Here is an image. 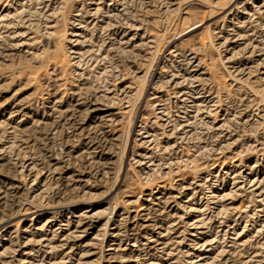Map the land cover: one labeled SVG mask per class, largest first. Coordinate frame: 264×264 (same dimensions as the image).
I'll return each mask as SVG.
<instances>
[{"label":"rangeland","instance_id":"rangeland-1","mask_svg":"<svg viewBox=\"0 0 264 264\" xmlns=\"http://www.w3.org/2000/svg\"><path fill=\"white\" fill-rule=\"evenodd\" d=\"M0 264H264V0H0Z\"/></svg>","mask_w":264,"mask_h":264}]
</instances>
